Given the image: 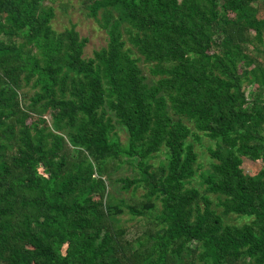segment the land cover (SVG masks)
Wrapping results in <instances>:
<instances>
[{
	"label": "trees",
	"instance_id": "obj_1",
	"mask_svg": "<svg viewBox=\"0 0 264 264\" xmlns=\"http://www.w3.org/2000/svg\"><path fill=\"white\" fill-rule=\"evenodd\" d=\"M84 3L108 35L90 57L45 0H0V264H264V66L251 54L264 0ZM184 118L216 143L203 191ZM242 157L263 166L247 174ZM124 159L137 175L121 187L146 189L132 203L105 178ZM209 192L248 220L223 221ZM122 206L153 224L136 245Z\"/></svg>",
	"mask_w": 264,
	"mask_h": 264
},
{
	"label": "rangeland",
	"instance_id": "obj_2",
	"mask_svg": "<svg viewBox=\"0 0 264 264\" xmlns=\"http://www.w3.org/2000/svg\"><path fill=\"white\" fill-rule=\"evenodd\" d=\"M45 3L53 7L54 16L51 19V26L54 30L62 31L67 27L74 26L80 36L87 37V42L83 48L84 57L92 56L94 50L107 44L108 35L106 29L100 23V14H98L97 17L89 16L87 14V7L85 6L84 0H45ZM259 15L260 17H264V5L260 9ZM122 37L126 41L124 46L131 49L134 57H138V64L141 67L142 73L146 76V80L151 81L154 76H152L149 72V63L143 61V59L136 52L135 48L128 40H126V34H123ZM255 44L258 48H254L251 51V54L255 57L257 62L264 66V36L263 44ZM25 89H27L29 95H31L34 91V88L32 89L30 86H26ZM46 117L50 120L49 114H47ZM184 121L191 127V129H194L192 122L186 120L185 118ZM116 132L117 137L124 144L127 140V132L121 125L118 124L116 125ZM195 132L197 133L198 138H196L195 135H190L188 137V140L191 142L192 147L197 154L194 162L195 172L190 178L189 185L195 186L199 190L203 191L206 185L201 180V174L207 173L211 168L210 166L212 161H214V158L211 157L209 149L214 148L216 143L215 140L206 136L202 131L195 130ZM163 156L164 152L162 150L156 154L153 160L158 162L163 159ZM262 166L263 160L261 158L253 160L247 157H242L241 167L243 172L247 174L256 173ZM125 175H137L136 166L131 165L125 159L116 170H111L105 175L108 191L111 194L113 202L120 203V200L123 199V201L127 203H132L135 200L141 199L146 191L143 184H139L128 189L122 188L121 182L116 179L119 176ZM208 195L212 200V207L215 208V210L222 216L223 221L240 224L243 221L248 220L247 217L239 216L235 213H222V207L218 204V195L212 192H209ZM155 206L156 209L159 207L158 201ZM117 217V223L124 230L125 237L132 240L135 245L137 244L136 239L142 234V231L148 225H152L153 227V224L150 223L151 220L148 215L132 216L125 207H123V211L119 213Z\"/></svg>",
	"mask_w": 264,
	"mask_h": 264
}]
</instances>
